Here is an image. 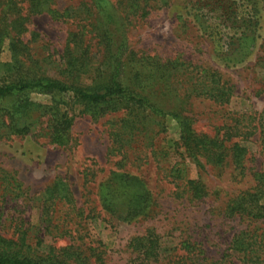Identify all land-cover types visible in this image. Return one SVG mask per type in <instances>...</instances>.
Here are the masks:
<instances>
[{"label": "trees", "instance_id": "obj_1", "mask_svg": "<svg viewBox=\"0 0 264 264\" xmlns=\"http://www.w3.org/2000/svg\"><path fill=\"white\" fill-rule=\"evenodd\" d=\"M167 1L161 0V6H166ZM22 3L24 1L0 0V53L7 44L13 62L8 65L12 78L0 82V98L26 93L67 97L69 110L51 112L49 136L51 143L59 147L69 142L68 134L76 112L93 120L121 114L109 127L111 141L108 152L117 158L116 172L108 176L98 194L100 209L105 214L134 220L151 211L154 200L146 183L124 168L141 154L134 145L141 139L151 144L163 132L158 125L152 126V117L169 116L179 128V139L174 144L179 161L171 167L161 168L157 159L153 160L156 152L151 154L153 163L164 172V179L173 187L176 199L199 202L209 195L200 179H186V161L199 171L207 166L221 173L231 167L236 177L242 178L248 155L245 143H251L249 139L256 137L264 151V111L230 114L227 122L213 136L195 131L194 120L188 115L192 101L201 99L226 106L234 96V87L218 72L188 60L162 59L129 49L123 21L129 17L143 19L148 14L149 0H93L90 6L84 5L86 14L81 13L78 19V31L67 35L59 56L63 68L58 79L42 71L41 66L54 63L51 56L35 60L30 54L28 45L38 36L31 34L28 42H24L22 36L27 32L26 23L31 17L47 15L54 22L65 23L72 18L69 8L58 11L54 0H25L26 8ZM218 12L219 9L210 6L207 14L214 17ZM250 14L246 10L238 18L234 11L228 9L220 19L230 23V28L241 22L240 26L250 32ZM207 16L200 14L201 18ZM92 40H96V55L90 52ZM246 40L248 37H244V42ZM232 60L236 64L241 59ZM9 123V130L14 135L27 134V129H19ZM252 178L254 186L232 196L222 211L226 219H237L245 225L232 235L228 253L222 255V264H232V261L264 264V169L253 173ZM5 182L0 191L3 194L0 204V264H90L89 257H82L76 251L79 247L56 249L43 244L44 236L48 235L53 224L63 221L67 226L73 225L67 234L77 236L78 225L85 223V218L78 214L83 211L75 206L66 177L54 179L42 193L33 195L14 180L7 181L6 177ZM57 205L70 210L67 217H57L60 212V209L55 210ZM33 207L39 213L40 224L36 233L32 232L29 221L22 217L26 209ZM159 243L160 237L153 230H148L145 235L131 239L128 246L144 264H210L199 250L198 257L193 255L197 248L190 247L187 242L183 244L185 255L162 257Z\"/></svg>", "mask_w": 264, "mask_h": 264}, {"label": "rangeland", "instance_id": "obj_2", "mask_svg": "<svg viewBox=\"0 0 264 264\" xmlns=\"http://www.w3.org/2000/svg\"><path fill=\"white\" fill-rule=\"evenodd\" d=\"M20 1H24L22 6L26 8L25 0ZM92 1L54 0L55 8L58 11L69 8L72 18L60 23L47 15H39L26 23L23 41H30L33 33L38 36L28 45L33 59L51 56L54 62L41 66L45 75L59 78L58 73L63 68L59 56L66 37L78 31V19L81 13L86 14L83 7L90 6ZM160 1L149 0L148 14L143 19L129 17L123 21L129 49L162 59L188 60L213 69L234 87V96L226 106L201 99L191 102L188 115L194 120L195 131L213 136L227 122L230 114L264 111V0H168L166 6H161ZM210 6L219 9L214 17L207 14ZM228 9L234 11L238 18L246 10L251 12L250 32L240 26L241 22L230 28V23L220 19ZM201 13L208 18H201ZM242 34L248 37L247 42H244ZM95 41H91L90 52L96 55ZM230 59L241 60L235 64ZM12 63L11 53L5 44L0 53V82L12 78L8 67ZM67 105V97L39 93L0 98V191L5 187L6 177L7 181L18 182L29 195L40 194L54 179L66 177L75 206L83 211L78 214L85 218V223L78 225L77 236L67 234L73 225L70 227L59 221L44 236V247H79L76 251L82 257H89L90 264H144L128 244L131 239L153 230L160 237L162 257L185 255L183 244L187 242L190 247L197 248L193 255L198 257L201 252L208 263L216 264L218 260V264H222V255L227 251L232 235L245 227L237 219H226L222 211L232 196L250 190L254 186L252 174L264 169V151L257 138L245 143L248 155L242 178L236 177L231 167L221 173L207 166L199 171L186 161V179H200L209 193L202 201L188 202L184 198L173 197V187L164 179V172L153 163L157 159L158 167L168 168L179 161L174 146L179 139V128L169 116L150 118L152 126L158 125L163 132L151 144L141 139L134 145L141 154L124 169L146 183L154 200L152 212L145 217L124 220L105 214L98 203L102 184L116 172L117 158L108 152L111 141L109 127L121 114L93 120L76 112L68 134L69 142L59 147L51 143L49 136L51 112L69 110ZM9 121L13 127L27 129V134L14 135L9 130ZM152 151L156 152L153 160ZM2 195L0 192V204ZM58 209L57 217H67L70 211L62 205H57L55 210ZM38 214L36 207L28 208L22 214L29 221L33 233L37 232L40 224ZM42 235L43 231L39 236Z\"/></svg>", "mask_w": 264, "mask_h": 264}]
</instances>
